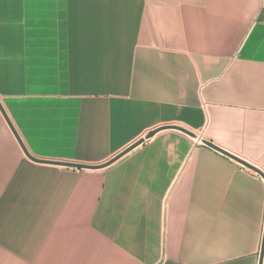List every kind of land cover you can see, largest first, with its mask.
<instances>
[{
	"label": "crops",
	"instance_id": "1",
	"mask_svg": "<svg viewBox=\"0 0 264 264\" xmlns=\"http://www.w3.org/2000/svg\"><path fill=\"white\" fill-rule=\"evenodd\" d=\"M0 264H259L264 0H0ZM261 264H264V247Z\"/></svg>",
	"mask_w": 264,
	"mask_h": 264
},
{
	"label": "water",
	"instance_id": "2",
	"mask_svg": "<svg viewBox=\"0 0 264 264\" xmlns=\"http://www.w3.org/2000/svg\"><path fill=\"white\" fill-rule=\"evenodd\" d=\"M0 110L2 112V114L4 115L1 107ZM5 117V115H4ZM6 119V117H5ZM10 129L12 130V132L14 133L15 137L16 134L13 130V128L11 127L9 121L6 119ZM165 129H172V130H177L180 131L190 137H194L195 135L189 131H187L186 129H183L181 127L178 126H174V125H169V126H161V127H157L156 129H153L151 131H149L143 138L137 140L136 142H134L133 144H131L129 147H127L126 149H124L123 151H121L120 153H118L117 155H115L114 157H112L111 159H109L108 161H106L105 163L102 164H98V165H86V164H80V163H68V162H62V161H46V160H41V159H36L34 157H32L31 155H29L27 153V151L25 150V148L23 147V145L20 143L19 139L17 138V140L19 141V144L21 146V149L23 151V153L25 154V156L33 161V162H37V163H43V164H52V165H57V166H62V167H66V168H73V169H83V170H99V169H103L111 164H113L115 161H117L118 159H120L122 156H124L125 154H127L128 152L132 151L134 148H136L137 146H139L141 143H143L145 140L151 138L152 136H154L156 133H158L161 130H165ZM202 143L204 145H206L207 147H210L216 151H218L219 153L233 159L234 161L240 163L241 165H243L244 167L254 171L255 173H257L258 175H260L262 177V179L264 180V174L259 171L258 169H256L255 167H253L252 165H249L248 163L242 161L241 159H238L237 157L227 153L226 151H224L223 149L217 147L216 145L212 144L209 141L206 140H202ZM263 247H264V229H263V237H262V243H261V249H260V254H259V264H261V260H262V256H263Z\"/></svg>",
	"mask_w": 264,
	"mask_h": 264
}]
</instances>
